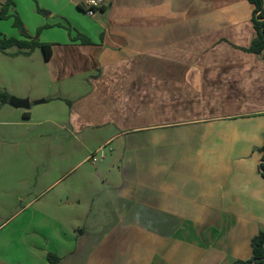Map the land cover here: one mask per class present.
I'll use <instances>...</instances> for the list:
<instances>
[{"label":"crops","instance_id":"0c3cea01","mask_svg":"<svg viewBox=\"0 0 264 264\" xmlns=\"http://www.w3.org/2000/svg\"><path fill=\"white\" fill-rule=\"evenodd\" d=\"M76 4L77 33L42 41L55 89L38 98L63 103L71 135L97 131L99 149L114 145L111 167L97 173L109 201L94 202L99 212L77 235L36 237L28 253L1 252L0 264H52L48 253L57 264L250 259L264 231V53L244 51L254 6L107 0L90 17Z\"/></svg>","mask_w":264,"mask_h":264},{"label":"rangeland","instance_id":"374dc122","mask_svg":"<svg viewBox=\"0 0 264 264\" xmlns=\"http://www.w3.org/2000/svg\"><path fill=\"white\" fill-rule=\"evenodd\" d=\"M70 1L15 0L8 16L0 19V36L22 38L14 25L16 16L27 33L41 42L75 34L81 19L76 16L82 17L76 2L81 0H72L73 5ZM17 50L0 51V91L18 101L33 96L26 98L29 109L0 102V253L13 258L28 253L27 245L36 243V237L54 242L67 232L64 229L77 235V227L84 228L91 213L99 212L94 202L99 208L109 201L102 197L104 186L97 173L110 168L115 156L113 144L99 149L104 138L99 132L75 136L67 132L60 101L36 104L44 99L39 95L49 97L55 89L48 63L40 48L29 54ZM26 112L32 113L28 119ZM92 156L96 163L89 159ZM90 181L95 182L93 187ZM49 249L53 251L52 246Z\"/></svg>","mask_w":264,"mask_h":264},{"label":"trees","instance_id":"16d2710c","mask_svg":"<svg viewBox=\"0 0 264 264\" xmlns=\"http://www.w3.org/2000/svg\"><path fill=\"white\" fill-rule=\"evenodd\" d=\"M253 6L252 24L255 29V36L251 41L249 48L244 51L253 53L255 55H262L264 53V0H248ZM14 5V0H7L0 9V19H4L8 16L9 9ZM15 27H17L21 33L22 38L17 39L13 37L0 36V51L4 52L9 48H18L17 54L25 53L29 54L37 48L43 51V55L47 63L51 57V44L40 42L37 37H31L18 16L15 17ZM40 29L38 30V34ZM83 43H89V41L81 34L78 36ZM26 50V51H24ZM11 95L7 91H0L1 104H8ZM68 104L70 102L68 101ZM24 117L28 118L29 113H25ZM260 152L263 153L262 160L259 164V173L264 178V143L260 148ZM252 257L248 260H236L233 264H264V231H260L251 239ZM47 258L50 263L57 264L60 259L52 253H48Z\"/></svg>","mask_w":264,"mask_h":264},{"label":"built area","instance_id":"2783aa9c","mask_svg":"<svg viewBox=\"0 0 264 264\" xmlns=\"http://www.w3.org/2000/svg\"><path fill=\"white\" fill-rule=\"evenodd\" d=\"M106 2L107 0H87L84 3L83 7H84L86 14L90 17H93L95 15V11L101 8L103 5H105ZM89 159H92L93 161L96 160L94 156H92Z\"/></svg>","mask_w":264,"mask_h":264},{"label":"water","instance_id":"95a60500","mask_svg":"<svg viewBox=\"0 0 264 264\" xmlns=\"http://www.w3.org/2000/svg\"><path fill=\"white\" fill-rule=\"evenodd\" d=\"M45 101H46L45 99H41L37 101L36 104H42V103H45ZM9 104L17 108L23 107V108L29 109L31 107V103L29 100L18 101V99L14 97H11L9 99Z\"/></svg>","mask_w":264,"mask_h":264}]
</instances>
